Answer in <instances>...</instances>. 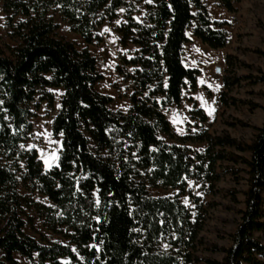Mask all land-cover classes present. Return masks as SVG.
Segmentation results:
<instances>
[{
    "label": "trees",
    "instance_id": "1",
    "mask_svg": "<svg viewBox=\"0 0 264 264\" xmlns=\"http://www.w3.org/2000/svg\"><path fill=\"white\" fill-rule=\"evenodd\" d=\"M131 1L144 0H2L10 35L18 42L7 46L8 55L0 48V264H18L15 254L32 264H180V256L160 252L156 244L174 234L176 244L194 247L202 223L179 195L185 193L188 178L216 182L227 172L221 166L224 161L245 165L246 189L230 245L212 246L210 250L223 256L208 264H264V240L258 235L264 233V120L253 127L256 133L246 144L225 130L211 134L200 128L179 135L163 112L180 103L185 87L196 89L200 71L187 68L182 60L186 30L191 27L203 44L221 49L227 43L225 22L210 19L204 0L145 2V15L137 21ZM214 1L233 11L239 0ZM120 7L125 11L116 28L119 43L135 46L133 55H120L116 66L130 83L125 112L111 110L112 96L94 89L103 79L96 58L86 47L77 49L57 36L58 24L49 16L56 9L71 31L90 45L102 41L98 28L106 18H116ZM18 15L22 19L14 23ZM255 52L264 56L261 50ZM224 61L220 104L258 107L230 91L245 78L264 83V72L237 76L234 63L251 66L229 53ZM46 87L62 89L51 124L52 134L61 136V150L57 165L49 169L35 148L21 146L35 115L31 104ZM40 100L52 108L54 95L45 91ZM190 101L191 117L206 122L207 114ZM227 124L249 126L239 119ZM158 133L180 144L167 143ZM187 142L206 146L191 156ZM145 182L178 193L152 196ZM19 184L50 204L21 194ZM25 209L33 210L65 243L42 237V244L24 233ZM186 261L191 262L189 254Z\"/></svg>",
    "mask_w": 264,
    "mask_h": 264
},
{
    "label": "rangeland",
    "instance_id": "2",
    "mask_svg": "<svg viewBox=\"0 0 264 264\" xmlns=\"http://www.w3.org/2000/svg\"><path fill=\"white\" fill-rule=\"evenodd\" d=\"M204 1L210 19L225 22L222 27L227 33L226 46L221 48L222 51L219 50L220 52L217 51L218 49L209 48L201 41L195 43L190 41L186 43L185 47L183 46L182 60L184 65L201 68L202 71L199 70L202 74L200 81L202 80L204 83L202 86L200 85L197 92H194L195 90L191 91L188 86L185 87L180 103L164 107L163 112L172 124L174 131L179 135L195 132L200 128L207 129L211 134H220L225 130L230 136L248 144L256 133L253 127L261 126L264 120V110L262 109L264 107V83H251L249 78H245L241 79L230 91L231 96L250 101L257 104L258 107L251 109L249 104L246 103L223 107L219 101V94L223 89L222 76L226 64L224 61V64L220 65L217 60L219 58L224 60L225 54L229 53L251 66V68H248L234 63L233 71L237 76H256L258 74L257 70L264 72V56L255 52L257 49L264 52V0H239L234 3L233 11L226 10L214 0ZM131 2L137 8L134 13L135 19L142 21L145 15L144 4L146 0L140 3ZM120 9L125 11L124 7H120L116 18H106L98 28L97 33L101 36L102 41L90 45L85 44L78 34L71 31L67 21L61 17L56 9L50 10L49 16L58 24L57 36L71 41L77 49L86 47L96 58V69L103 75V79L94 85V89L112 96L113 100L109 104L111 110L125 112L130 106L126 97L130 93V83L116 72V66L119 64L120 55L123 54L127 57L133 55L135 46L129 44L127 47H122L119 43L116 28L124 21V11L121 12ZM21 19V16H16L14 23ZM117 21H120V23L118 24ZM105 28H108L109 31L105 32ZM17 42V39L10 35L6 14L3 12V2L0 0V48L8 55L7 46H15ZM216 68H218V71H216ZM130 69L129 67L128 70ZM39 91V95L35 96V100L31 104V108L35 112L34 117L30 119L31 131L21 146L24 149H30L28 146L34 145L43 167L49 169L57 165L61 150V136L52 134L51 124L59 109L58 105L62 91L58 88L48 87L41 88ZM45 91L54 95L52 108H49L45 101L40 100V94ZM197 97H201V99H197ZM190 99H193L196 106L203 109L207 114L206 122L202 123L191 117L190 110L193 108V104ZM210 110L212 115L208 114ZM237 119L246 122L249 126L227 124V122H234ZM173 120L176 123H173ZM158 137L170 144H180L162 133H158ZM184 145L190 148L189 154L191 156L193 152H202L206 146L205 143L192 142H187ZM53 155L58 159H53ZM243 155L248 156V153H243ZM45 159L49 160L51 167L45 166ZM221 166L227 172L221 174L216 182L209 183L202 179L188 178L186 179L185 193L179 195L180 202L191 212L193 218H198L202 223L194 247L186 249L182 245L176 244L174 234L162 236L156 244L158 251L180 256V264H208L207 260L219 261L223 253L218 250H210V248L212 246L226 248L231 243L230 235L236 228L240 217L239 211L243 208V192L246 189L247 175L243 164L233 165L224 161ZM216 170L219 171L220 168L217 167ZM189 181L192 182L191 185H189ZM145 184L147 192L152 196H173L178 193V189L152 186L147 182ZM18 191L21 194H29L38 201L50 204L45 196L37 192L28 193L21 184L18 185ZM262 195L264 198V191ZM185 198L188 200L187 204L184 202ZM29 219L32 220L31 224ZM23 220L25 221L22 228L23 232L34 237L40 243H45L42 237H45L47 241L65 243L60 236L52 234L44 227L42 218L38 217L33 210L25 209ZM262 220L264 221V218ZM258 235L264 240L263 232H259ZM165 245H168V247H165ZM188 254L191 260L190 263L186 261ZM14 257L18 264H32L20 254H15ZM34 259H37L36 255H34Z\"/></svg>",
    "mask_w": 264,
    "mask_h": 264
},
{
    "label": "crops",
    "instance_id": "3",
    "mask_svg": "<svg viewBox=\"0 0 264 264\" xmlns=\"http://www.w3.org/2000/svg\"><path fill=\"white\" fill-rule=\"evenodd\" d=\"M117 13H118V10H117ZM186 36L188 37V42H193V43H195L196 41H200L198 38H196L195 36H193V34H192V28H188L187 30H186ZM185 45H186V43L184 44V47H185ZM222 51L221 49H218L217 51ZM219 51V52H220ZM215 61V60H214ZM216 62V61H215ZM217 63H219L220 65H223L224 64V60H222V59H218L217 60ZM187 68H197V69H199L200 71H202V69L201 68H198V67H196V66H186ZM202 74H200V75H198L197 76V84H196V89H195V91L194 92H197L199 89H200V85L202 86V84L200 83V79H201V76ZM206 85V84H205ZM58 89H60L61 91H62V89L61 88H58Z\"/></svg>",
    "mask_w": 264,
    "mask_h": 264
},
{
    "label": "snow or ice",
    "instance_id": "4",
    "mask_svg": "<svg viewBox=\"0 0 264 264\" xmlns=\"http://www.w3.org/2000/svg\"><path fill=\"white\" fill-rule=\"evenodd\" d=\"M146 2H149V3H150L151 0H146ZM120 11L123 12L124 9H120ZM117 23L119 24L120 21H117ZM104 31H105V32H108L109 29H108V28H105ZM200 83L203 84L204 81L201 80ZM209 87H211V85H209ZM217 87H219V86H217ZM50 91H51V90H50ZM197 99H201V97H197ZM58 107H59V105H58ZM208 114H209V115H212V111L210 110V111L208 112ZM173 123H176V121L173 120ZM37 135H39V133H37ZM28 147L31 149V148H34L35 146H34V145H29ZM53 159H58V157H55V156L53 155ZM44 164H45L46 167H51V164L49 163V160H47V159L44 160ZM191 183H192V182L189 181V185H191ZM197 195H199V193H197ZM184 202H185V204L188 203L187 198H185V201H184ZM165 247H168V245H165Z\"/></svg>",
    "mask_w": 264,
    "mask_h": 264
},
{
    "label": "water",
    "instance_id": "5",
    "mask_svg": "<svg viewBox=\"0 0 264 264\" xmlns=\"http://www.w3.org/2000/svg\"><path fill=\"white\" fill-rule=\"evenodd\" d=\"M216 71H218V68H216Z\"/></svg>",
    "mask_w": 264,
    "mask_h": 264
}]
</instances>
